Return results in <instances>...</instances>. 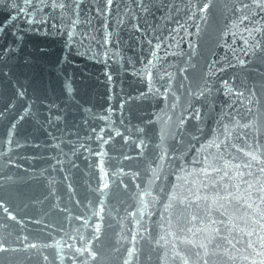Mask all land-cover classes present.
<instances>
[{"label": "water", "instance_id": "95a60500", "mask_svg": "<svg viewBox=\"0 0 264 264\" xmlns=\"http://www.w3.org/2000/svg\"><path fill=\"white\" fill-rule=\"evenodd\" d=\"M0 264H264V0H0Z\"/></svg>", "mask_w": 264, "mask_h": 264}]
</instances>
